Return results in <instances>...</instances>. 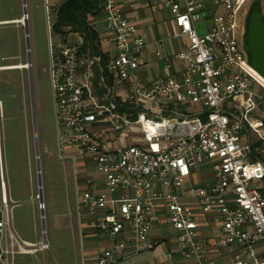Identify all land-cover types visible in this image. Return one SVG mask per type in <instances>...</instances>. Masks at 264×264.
Here are the masks:
<instances>
[{"label":"built area","instance_id":"2783aa9c","mask_svg":"<svg viewBox=\"0 0 264 264\" xmlns=\"http://www.w3.org/2000/svg\"><path fill=\"white\" fill-rule=\"evenodd\" d=\"M251 1L164 0L188 44L176 56L184 65L180 76L162 75L150 85L136 77L145 42L135 36L119 0H99L97 6L112 35L109 65L101 54L84 50L79 35V44L67 42V36L52 46L59 157L74 160L78 153L101 176L87 181L78 200L90 230L112 244L96 264L124 259L129 248L133 254L152 250L161 216L176 232L174 242L186 261L218 264L201 259L206 242L199 235V215L215 218L218 242L237 249L227 264H264V161L256 159L264 154V120L255 116L264 101L256 90L264 92V84L242 50ZM28 20L23 5L17 24L27 43ZM163 59L170 70L171 60ZM13 67L19 66H0V72ZM2 118L0 100V263L15 264L22 251L13 239L9 246L3 241L11 203L3 176ZM131 131L137 132L133 143ZM198 165L212 171L211 182L202 187L190 182ZM36 202L44 222L42 195Z\"/></svg>","mask_w":264,"mask_h":264},{"label":"rangeland","instance_id":"374dc122","mask_svg":"<svg viewBox=\"0 0 264 264\" xmlns=\"http://www.w3.org/2000/svg\"><path fill=\"white\" fill-rule=\"evenodd\" d=\"M63 1L0 0V21L19 19L25 5L30 36L27 43L25 30L20 25L0 24V66L23 65L29 60L32 65L30 71L18 68L0 72V100L3 106L1 136L5 171L10 197L21 203L13 208V224L23 238L33 237L34 230L40 234L39 212L33 218L29 204L31 198L40 194L46 205L44 224L50 242L53 232L57 234L52 223L53 217L62 211L76 210V206L78 208L75 176L78 175L80 179L85 175L97 180L101 178L95 166L86 165L80 154L74 153V160H62L59 157L55 101L49 66L52 46L62 41V37L52 31L51 23L55 16L54 11ZM254 2L258 0H252L250 5ZM261 6L264 15L263 0ZM67 42L79 44L80 38L71 33ZM27 47L30 49L29 53L26 52ZM254 75L264 84L262 78L256 73ZM196 108L199 110L201 106ZM257 112L264 116V111L257 109ZM134 133L137 132H130L132 143L137 140L133 137ZM252 137L256 139L254 135ZM37 166L40 172L37 171ZM196 171L190 182L193 186L197 184V187H201L204 180L211 177V168L198 165ZM32 220L35 221L37 229L32 225ZM166 242L169 243L168 240ZM176 252L178 251L174 250L169 253L174 255ZM174 259L175 264L190 262L181 255H176Z\"/></svg>","mask_w":264,"mask_h":264},{"label":"crops","instance_id":"0c3cea01","mask_svg":"<svg viewBox=\"0 0 264 264\" xmlns=\"http://www.w3.org/2000/svg\"><path fill=\"white\" fill-rule=\"evenodd\" d=\"M153 1L157 2L156 8H153L151 5ZM163 1L119 0L126 18L136 29L135 36L141 37L145 42L144 48L137 55L139 68L136 72V77L146 85L152 84L162 75L179 77L181 70L184 68L183 63L176 60V56L187 46L188 39L185 36H179V30L171 13L165 10ZM21 17L19 19L0 21V24H17ZM89 24L98 34V46L101 55L104 57V64L109 65V58L113 55L114 45L111 40L112 35L105 30L103 15H95L89 20ZM157 53L160 54V57L156 55ZM163 56L171 60L170 70L166 69ZM18 68L20 67H13V69ZM258 92L264 96V92L260 90ZM263 106L264 101L257 105V109L262 112L264 111ZM255 116L257 119L264 120V116H260L257 110ZM69 154L71 155V153ZM259 155L260 160L264 161V154L261 153ZM195 172L197 173L196 169ZM195 172L194 175L196 174ZM211 178L212 175L208 179H205L202 186L209 184ZM74 179L79 197L81 191L87 187V181L90 178L85 175L83 179H80L76 175ZM186 187L187 184L185 185ZM187 201L192 202V200ZM10 203V226L4 229L3 241L4 244L9 246L13 239L16 249L22 251L16 255L15 264H96L100 252L112 249V244L109 240L96 235L90 230L88 227V217L79 209V206L78 208L76 206V210H65L53 217L52 223L54 229L57 230V234L53 232L52 242L47 238L45 224L41 220L40 234L34 230L33 237L29 239L23 238L15 230L12 216L13 208L20 206L21 203L15 202L11 197ZM29 204L34 218L35 214L39 212L36 195L29 200ZM160 218L161 221L156 225L153 232L156 245L152 250H142L139 253L133 254L131 253V248H129L126 257L113 264H175V256L181 255L174 242L177 234L169 226L164 216ZM197 218L200 225V238H203L206 242L201 253V259L208 258L218 264L229 263L231 256L237 249L218 242L220 232L218 222L213 217L199 215ZM210 222H212V225ZM31 223L37 229L35 221L32 220ZM167 240L169 243L166 242ZM43 242L48 244L47 250L41 249ZM174 250L178 252L174 255L169 253ZM194 263L195 260L188 262V264Z\"/></svg>","mask_w":264,"mask_h":264},{"label":"trees","instance_id":"16d2710c","mask_svg":"<svg viewBox=\"0 0 264 264\" xmlns=\"http://www.w3.org/2000/svg\"><path fill=\"white\" fill-rule=\"evenodd\" d=\"M98 4L99 0H64L54 11L52 31L63 39L71 33L77 34L83 40L84 50H89L92 56L100 55L98 34L89 24L97 15Z\"/></svg>","mask_w":264,"mask_h":264},{"label":"water","instance_id":"95a60500","mask_svg":"<svg viewBox=\"0 0 264 264\" xmlns=\"http://www.w3.org/2000/svg\"><path fill=\"white\" fill-rule=\"evenodd\" d=\"M242 50L247 58L248 66L264 79V15L260 2H254L249 7L244 23ZM28 64L31 65L30 60ZM1 156L3 163V176L6 180V186L9 193L2 144ZM36 159L38 160L37 157ZM39 169V166H37V171L40 172ZM38 183H40V179ZM10 208L11 205L9 211Z\"/></svg>","mask_w":264,"mask_h":264},{"label":"bare ground","instance_id":"6f19581e","mask_svg":"<svg viewBox=\"0 0 264 264\" xmlns=\"http://www.w3.org/2000/svg\"><path fill=\"white\" fill-rule=\"evenodd\" d=\"M20 67V66H19ZM21 68H25L24 66L23 67H20ZM12 70V69H11ZM253 70V69H252ZM254 73H256L254 70H253ZM257 74V73H256ZM260 78H262L259 74H257ZM263 79V78H262ZM264 80V79H263ZM8 200V199H7Z\"/></svg>","mask_w":264,"mask_h":264}]
</instances>
